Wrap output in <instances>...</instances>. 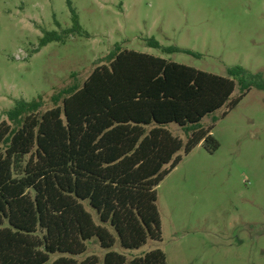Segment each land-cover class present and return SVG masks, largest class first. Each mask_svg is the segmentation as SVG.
Masks as SVG:
<instances>
[{
	"label": "trees",
	"instance_id": "obj_1",
	"mask_svg": "<svg viewBox=\"0 0 264 264\" xmlns=\"http://www.w3.org/2000/svg\"><path fill=\"white\" fill-rule=\"evenodd\" d=\"M67 5L72 27L45 31L33 54L85 34ZM106 59L82 84L73 74L54 91L53 108L44 111L40 95L0 117V264H167L160 250L128 260L114 247L162 241L156 188L202 142L209 153L220 148L204 118H224L252 88L264 91V74L240 67L231 79L119 46ZM90 244L103 257L77 260Z\"/></svg>",
	"mask_w": 264,
	"mask_h": 264
},
{
	"label": "rangeland",
	"instance_id": "obj_2",
	"mask_svg": "<svg viewBox=\"0 0 264 264\" xmlns=\"http://www.w3.org/2000/svg\"><path fill=\"white\" fill-rule=\"evenodd\" d=\"M67 1L0 0L1 121L19 99L43 95L44 111L53 108L54 91L73 74L82 84L117 46L231 79L236 67L264 74V0H71L85 34L33 54L45 31L72 27ZM152 39L199 56L163 52ZM221 115L202 121L215 126L220 148L209 153L202 142L156 188L162 241L132 251L117 242L116 252L130 260L160 250L167 264H264V91L252 88ZM168 130L185 143L180 127ZM104 254L90 244L75 258Z\"/></svg>",
	"mask_w": 264,
	"mask_h": 264
}]
</instances>
